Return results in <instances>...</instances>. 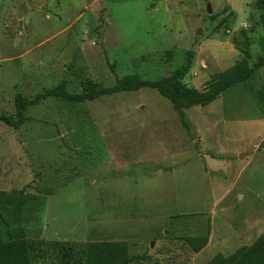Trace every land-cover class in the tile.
Wrapping results in <instances>:
<instances>
[{
    "label": "rangeland",
    "instance_id": "obj_1",
    "mask_svg": "<svg viewBox=\"0 0 264 264\" xmlns=\"http://www.w3.org/2000/svg\"><path fill=\"white\" fill-rule=\"evenodd\" d=\"M0 0V114L65 81L111 86L191 66L204 90L242 59L264 55L257 0ZM226 7V8H225ZM212 16V17H211ZM201 32V33H199ZM168 51V52H167ZM149 87L69 102L44 96L17 126L0 121V234L24 231L31 264H84L82 247L124 241L131 264H205L264 232V63L204 106ZM186 236H206L193 252ZM71 247V250L68 248Z\"/></svg>",
    "mask_w": 264,
    "mask_h": 264
},
{
    "label": "trees",
    "instance_id": "obj_2",
    "mask_svg": "<svg viewBox=\"0 0 264 264\" xmlns=\"http://www.w3.org/2000/svg\"><path fill=\"white\" fill-rule=\"evenodd\" d=\"M257 7L264 12V0H257ZM191 63V53L188 52L183 66L175 68L168 75L155 79H142L136 73H131L117 78L113 85L103 87L98 86L90 79H86L81 85V90L74 93L68 92L65 88V81L61 80L44 93L36 95L34 100H29L17 93L14 97L15 118L2 113L0 114V121L9 126L21 124L26 119L24 111L27 106L44 96L57 97L69 102H83L94 100L102 95L137 91L140 88L149 87L157 90L160 95L168 99L173 109L178 113L182 124L188 126L185 109L209 104L231 86L249 78L256 69L263 65L264 55H260L252 63L249 62L248 58L240 60L229 69L212 78L204 90L190 88L182 83V79L188 73ZM260 145H264V140ZM22 194H24L22 191H0V212L7 210L9 206L14 209V212H18L22 205L19 195ZM184 240L193 252L200 251L207 244L206 236H186ZM34 249L35 247L33 248L31 242L25 238L24 231L20 228H17L11 234L9 232L6 239L0 234V264H31V254ZM68 250H71V247ZM82 251L84 264H131L133 259L143 258V255L136 257L129 255L128 244L124 241L87 242L82 247ZM205 264H264V232L251 245L240 247L227 257L217 254Z\"/></svg>",
    "mask_w": 264,
    "mask_h": 264
},
{
    "label": "water",
    "instance_id": "obj_3",
    "mask_svg": "<svg viewBox=\"0 0 264 264\" xmlns=\"http://www.w3.org/2000/svg\"><path fill=\"white\" fill-rule=\"evenodd\" d=\"M211 4H210V2H209V0H205V11H206V13L207 14H209V13H211ZM199 33H201V32H199Z\"/></svg>",
    "mask_w": 264,
    "mask_h": 264
}]
</instances>
